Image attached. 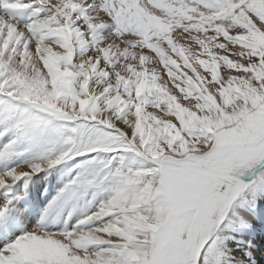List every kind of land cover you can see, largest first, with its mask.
<instances>
[{"label":"snow or ice","instance_id":"obj_1","mask_svg":"<svg viewBox=\"0 0 264 264\" xmlns=\"http://www.w3.org/2000/svg\"><path fill=\"white\" fill-rule=\"evenodd\" d=\"M0 264H264V0H0Z\"/></svg>","mask_w":264,"mask_h":264}]
</instances>
